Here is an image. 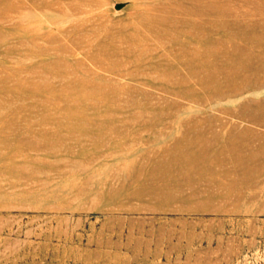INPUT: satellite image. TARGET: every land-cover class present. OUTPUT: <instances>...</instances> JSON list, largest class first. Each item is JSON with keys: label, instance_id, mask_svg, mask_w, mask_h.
Returning a JSON list of instances; mask_svg holds the SVG:
<instances>
[{"label": "rangeland", "instance_id": "obj_1", "mask_svg": "<svg viewBox=\"0 0 264 264\" xmlns=\"http://www.w3.org/2000/svg\"><path fill=\"white\" fill-rule=\"evenodd\" d=\"M0 264H264V0H0Z\"/></svg>", "mask_w": 264, "mask_h": 264}]
</instances>
